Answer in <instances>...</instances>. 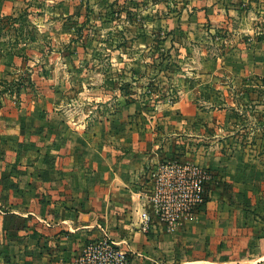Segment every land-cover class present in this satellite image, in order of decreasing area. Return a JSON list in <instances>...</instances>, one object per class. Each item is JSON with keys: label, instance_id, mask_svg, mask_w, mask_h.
I'll use <instances>...</instances> for the list:
<instances>
[{"label": "crops", "instance_id": "1", "mask_svg": "<svg viewBox=\"0 0 264 264\" xmlns=\"http://www.w3.org/2000/svg\"><path fill=\"white\" fill-rule=\"evenodd\" d=\"M200 1L201 16L264 12V0ZM231 60L241 67L235 76L264 79V35ZM167 107L169 121L147 136L130 120L109 132L105 122L92 131L53 111L0 114V264H73L103 238L130 264H264V154L188 148L185 140L203 137L191 130L210 129L221 109L185 96ZM171 162L207 168L213 179L201 209L169 233L150 195L151 174Z\"/></svg>", "mask_w": 264, "mask_h": 264}, {"label": "rangeland", "instance_id": "2", "mask_svg": "<svg viewBox=\"0 0 264 264\" xmlns=\"http://www.w3.org/2000/svg\"><path fill=\"white\" fill-rule=\"evenodd\" d=\"M202 4L0 0V114L27 109L34 120L53 111L92 131L105 122L109 132L130 120L147 136L185 96L221 109L210 129L191 130L203 137L185 140L188 148L264 154V79L235 76L241 67L231 64L264 35V12L252 5L242 19L195 14ZM201 169L211 175L208 192L213 174Z\"/></svg>", "mask_w": 264, "mask_h": 264}, {"label": "built area", "instance_id": "3", "mask_svg": "<svg viewBox=\"0 0 264 264\" xmlns=\"http://www.w3.org/2000/svg\"><path fill=\"white\" fill-rule=\"evenodd\" d=\"M211 175L193 165L164 163L151 174L150 201L165 231L172 233L182 217H192L207 200ZM141 229L147 232L150 216L141 214ZM73 264H130L128 252L103 238L87 244Z\"/></svg>", "mask_w": 264, "mask_h": 264}]
</instances>
